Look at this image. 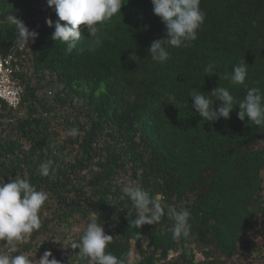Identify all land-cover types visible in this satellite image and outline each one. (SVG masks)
<instances>
[{
  "label": "trees",
  "instance_id": "16d2710c",
  "mask_svg": "<svg viewBox=\"0 0 264 264\" xmlns=\"http://www.w3.org/2000/svg\"><path fill=\"white\" fill-rule=\"evenodd\" d=\"M123 2L68 53L51 39L46 21L58 17L47 0H0V58L21 60L15 77L23 86L17 110L0 99V182L19 175L49 194L41 227L16 252L5 241L0 251L34 261L51 251L60 264H90L73 246L95 213L114 238L108 251L125 264L133 246L131 264H264V126L239 120L235 105L231 119L208 122L190 97L219 86L237 101L247 88L264 93V0H201L198 38L169 47L163 64L148 51L166 38L151 0ZM14 15L38 33L21 51ZM242 61L247 88L231 82ZM48 160L55 171L43 176ZM127 185L161 196L159 222L131 224L137 211ZM170 207L190 211L187 238L173 239Z\"/></svg>",
  "mask_w": 264,
  "mask_h": 264
},
{
  "label": "clouds",
  "instance_id": "9594fccd",
  "mask_svg": "<svg viewBox=\"0 0 264 264\" xmlns=\"http://www.w3.org/2000/svg\"><path fill=\"white\" fill-rule=\"evenodd\" d=\"M201 0H151L154 14L159 17L166 27V38L155 40L148 51L149 56L155 62L161 64L169 59V47H186L189 42L195 41L198 30L204 23L205 13L200 8ZM49 7L55 10L58 19L53 23L48 19L49 27L55 28L51 37L55 42L65 44L66 51L71 53L76 48V43L82 37V31L87 29L89 34H95L105 26L114 16L121 13L125 5L123 0H47ZM45 6V3H44ZM49 18V14L44 16ZM9 20L16 26L20 51L24 50L29 42H35L38 33L24 24L15 15ZM100 26L99 28L97 26ZM99 43V40H97ZM3 58V57H2ZM135 53L131 59L137 60ZM231 71L232 84L245 85L248 65L245 61L233 64ZM22 67V64H21ZM214 65H209L205 71L211 72ZM227 79L228 77H223ZM221 79V77H220ZM190 97L194 101L191 105L203 120L215 122L221 118L231 119V114L236 106L240 111L237 117L241 121L247 120L258 127L264 126V93L258 87L247 88L243 100L237 101L225 87H217L210 95L202 93L199 89H193ZM215 98V99H213ZM216 101L222 103L217 108ZM235 105V107H234ZM79 130L72 128L68 135L76 136ZM53 161L42 162L39 173L49 176L54 173ZM133 203L137 211L136 218L131 221L137 229L145 225H154L159 222L164 209L159 194L154 197L139 186L127 185L122 189ZM49 199V194L43 190H37L26 178L19 175L15 178L9 176L8 182H0V241H5L10 246V252H16V244L27 239L34 231L41 227L40 213ZM169 217L174 221L173 239L187 238L190 235L192 218L187 208L170 207ZM97 215L88 222L81 237L78 248L82 255L89 258L90 264H125L124 259L117 257L108 251V246L113 242V236L105 232L103 225L98 222ZM129 264L134 256L132 251L127 254ZM0 264H60L53 257L51 251H45L37 260L30 258L28 253L11 255L0 251Z\"/></svg>",
  "mask_w": 264,
  "mask_h": 264
},
{
  "label": "built area",
  "instance_id": "2783aa9c",
  "mask_svg": "<svg viewBox=\"0 0 264 264\" xmlns=\"http://www.w3.org/2000/svg\"><path fill=\"white\" fill-rule=\"evenodd\" d=\"M20 69L21 60L15 54L0 58V99L5 100L14 110L18 109L23 93V86L15 77Z\"/></svg>",
  "mask_w": 264,
  "mask_h": 264
},
{
  "label": "rangeland",
  "instance_id": "374dc122",
  "mask_svg": "<svg viewBox=\"0 0 264 264\" xmlns=\"http://www.w3.org/2000/svg\"><path fill=\"white\" fill-rule=\"evenodd\" d=\"M133 253H134V256L133 257H135L137 255V249L134 246H133ZM198 258L199 259H202V256L199 254L198 255Z\"/></svg>",
  "mask_w": 264,
  "mask_h": 264
}]
</instances>
